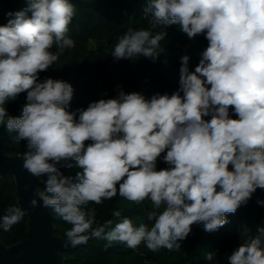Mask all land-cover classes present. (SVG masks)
Listing matches in <instances>:
<instances>
[{"label": "clouds", "instance_id": "9594fccd", "mask_svg": "<svg viewBox=\"0 0 264 264\" xmlns=\"http://www.w3.org/2000/svg\"><path fill=\"white\" fill-rule=\"evenodd\" d=\"M26 4L0 25V125L7 116V130L26 142L23 169L47 176L30 206L51 208L70 225L65 236L71 247L98 238L106 247L143 243L151 252L179 250L194 224L218 231L264 190V0H146L143 17L151 27L121 35L113 58L157 60L167 32L152 30L175 25L189 40H207L194 71L183 55L179 88L171 94L146 98L121 90L74 112L71 84L41 81L39 74L75 46L67 35L75 7L70 0ZM22 93L21 116H10L4 105ZM162 153L167 167L157 170ZM61 167L79 171L73 179ZM117 193L137 204L150 200L152 226L128 217L114 227L111 220L97 225L96 209L87 205ZM257 203L264 206V200ZM24 215L9 206L0 229L9 231ZM258 231L231 252L228 264H264V227Z\"/></svg>", "mask_w": 264, "mask_h": 264}, {"label": "trees", "instance_id": "16d2710c", "mask_svg": "<svg viewBox=\"0 0 264 264\" xmlns=\"http://www.w3.org/2000/svg\"><path fill=\"white\" fill-rule=\"evenodd\" d=\"M75 7V16L69 25L67 35L79 45L68 48L67 58L63 63L57 79L71 84L73 98L69 111L86 109L89 103L101 98H115L119 91L127 93L126 79L135 77L142 79L153 72L152 82L140 92L150 98L156 92L161 94L176 91L179 88L180 57L189 55L190 70L194 71L198 64L201 52L207 47V41L189 40L186 34L173 25L164 30L167 36L160 42L161 51L157 60L139 57L135 60H115L111 55L118 38L131 29H149L151 26L143 17V8L146 0H70ZM26 0H0V25L8 22L9 13L26 9ZM30 16L31 13H28ZM89 42L93 44L88 46ZM52 51V50H51ZM55 64V63H54ZM54 64L46 71L40 72V80L50 78ZM26 99L7 102L4 107L13 117L22 114ZM78 115V114H77ZM235 118V117H234ZM10 142L6 144L5 153L20 155L28 151L25 141L17 142L16 133L9 132ZM208 119V118H206ZM90 143V141L85 142ZM157 160V170L167 167L162 157ZM66 176L75 179L79 169L61 167ZM39 191L45 187L47 176L38 177ZM16 184L14 177L0 176V216L9 206L19 207L16 197ZM264 200V190L257 189L246 205H241L235 214L227 216L228 223L215 232H206L202 224H194L188 237L179 241L180 249L168 250L161 248L151 252L141 243L136 249H130L125 244L114 243L106 247L103 239L92 238L87 244L75 248L69 246L60 252L63 264H228V256L239 245L249 242L259 235V229L264 227V206L257 203ZM88 208L96 209L97 225H103L106 220H111L114 225L124 217L130 218L139 226L141 223L152 226L154 221H149L147 213L151 210L150 200L137 204L121 197L119 193L111 200L102 204L90 203ZM54 218V235L68 242L65 236L66 229L71 226L66 224L53 209L49 208ZM119 211L120 216L114 215ZM157 211H163V206ZM29 229V218L23 216L21 221L9 231L0 229V242L12 246L26 240ZM110 228H106V231ZM211 252L213 259L207 260L206 254Z\"/></svg>", "mask_w": 264, "mask_h": 264}, {"label": "water", "instance_id": "95a60500", "mask_svg": "<svg viewBox=\"0 0 264 264\" xmlns=\"http://www.w3.org/2000/svg\"><path fill=\"white\" fill-rule=\"evenodd\" d=\"M9 142L5 125H0V176L15 178L18 205L29 218V229L28 238L21 243L6 247L0 242V264H63L60 252L70 245L54 235L49 208L30 206L41 183L23 169V157L5 153Z\"/></svg>", "mask_w": 264, "mask_h": 264}, {"label": "rangeland", "instance_id": "374dc122", "mask_svg": "<svg viewBox=\"0 0 264 264\" xmlns=\"http://www.w3.org/2000/svg\"><path fill=\"white\" fill-rule=\"evenodd\" d=\"M196 41H207L203 36H197ZM75 45H79L76 42H74ZM93 43L89 42L88 46H91ZM52 52H56V46L54 45L53 48L51 49ZM67 51L68 48L63 51V53L60 54L59 59L55 62L54 64V69L51 73L50 78L57 79L59 73L61 72L63 63H65V59L67 58ZM153 80V72H150L147 74L146 77L142 79H138L135 77H129L126 79V85H127V93L136 91V92H142ZM26 99V93H22L18 96V98L15 100L16 103H18L20 100Z\"/></svg>", "mask_w": 264, "mask_h": 264}]
</instances>
